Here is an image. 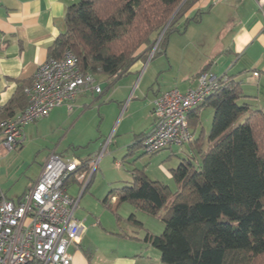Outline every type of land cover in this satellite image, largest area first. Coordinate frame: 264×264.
I'll use <instances>...</instances> for the list:
<instances>
[{
	"label": "trees",
	"instance_id": "1",
	"mask_svg": "<svg viewBox=\"0 0 264 264\" xmlns=\"http://www.w3.org/2000/svg\"><path fill=\"white\" fill-rule=\"evenodd\" d=\"M195 1L79 0L67 7L66 29L49 57L61 58L70 49L83 72L118 77L156 44L165 48L178 22L201 20L202 10L185 17ZM25 83L2 106L0 119L27 105ZM247 97L235 76L221 77L189 113L193 130L203 107L213 109V120L207 135L200 131L189 143L193 154L170 169L176 193L138 168L132 170V182L112 190L119 203L130 202L151 215L166 209L163 232L145 238L160 251V263L153 264H264V111ZM143 137L133 147L143 149ZM90 160H81L80 172H90ZM128 220L142 225L134 213Z\"/></svg>",
	"mask_w": 264,
	"mask_h": 264
},
{
	"label": "crops",
	"instance_id": "2",
	"mask_svg": "<svg viewBox=\"0 0 264 264\" xmlns=\"http://www.w3.org/2000/svg\"><path fill=\"white\" fill-rule=\"evenodd\" d=\"M77 1L79 0H0V106H4L24 82H26L25 85L30 83L36 69L48 59L50 47L57 36L66 29V9L70 4ZM219 4L233 13L219 30L221 36L215 43L212 42L214 33L196 34L192 37V41L187 43L184 41L183 44H180L178 37H171L165 48L158 46L155 51L153 48L149 51L147 58L136 60L126 73L113 78H109L107 75L100 76L107 84L106 89L102 87V92L113 86V90L106 97L108 103L106 105H114L115 112L111 113L107 108L103 114L99 112L100 119L97 125L99 134L96 140L100 139L101 145L87 156L77 157L79 160L93 158L100 152L102 146L103 149L105 148L107 141L109 143L106 145L105 152L112 143V153L124 157L139 155L142 148L137 149L133 146L154 126L155 118L152 112L155 98L163 91L174 87L182 91L194 87L197 85L198 75L202 70H207L218 78L235 76L242 82L244 94L248 96L245 100L251 103L254 108L264 111V5L261 6L256 0H196L186 11L185 17L196 10H204L211 5L216 8ZM221 11L224 13L225 10L222 9ZM145 49L146 47L141 50L144 51ZM153 52L154 54L151 56ZM254 72H258V74L256 75ZM102 92L97 95V92L92 90L83 91L78 95L73 109L70 110L66 105L58 106L45 119L50 118L51 121H55L67 116L71 120L70 127L78 129L77 133L79 134L82 132V128H78V125L87 113L85 110L94 101L99 102ZM203 108L198 113L199 119L202 118ZM21 109V106H16L14 113H18ZM72 117L74 118L72 119ZM114 121L115 126L110 131L107 140L106 134L109 131L105 132L104 130L103 132L101 126L103 123L109 124ZM198 124L197 122L196 129L191 128L195 139L201 133ZM209 130L204 127L202 132L204 131L207 135ZM76 142V139H72L68 147L62 150L50 149L48 156L55 151L65 158H76L67 155L71 149L73 154H77L78 148L83 144ZM88 144L89 142L85 145ZM165 149H169L165 155L169 154V157L174 155V159L170 158L172 162L173 160L176 161L174 165L193 154L190 144L184 146L171 145ZM137 164L138 162L134 163L132 170L135 168L146 169L147 175L154 179L147 167L141 168ZM100 165L101 162L96 168L95 175ZM116 165L120 166L121 163L117 161ZM161 166L166 175L171 177L170 167ZM131 175L130 180L133 181V171ZM37 178L26 185L16 199ZM126 180L129 183L132 182L128 178ZM81 181L83 180L73 177L67 185L68 192L73 196H80V200L87 191H90L93 183L84 191V189H80V186H83ZM74 183L80 185L76 195L70 191V186ZM83 188L85 187L83 186ZM0 191L2 190L0 189ZM113 199L118 202V196L114 195ZM131 212L139 217L138 220L142 225L135 224L129 221L128 217L121 216V219L118 218L121 231L114 233L124 237L127 243L122 244L123 247L127 245L132 248L133 252L124 251V254L119 256L111 254V256L104 258L103 264H153L159 262L158 249L145 239L148 233H157L138 213L147 212L136 205ZM78 218L82 219L79 216ZM82 241L80 245H72L69 248V252L73 256L72 264H79L80 262L78 255H82L79 248ZM86 256L89 263L97 264L92 263L91 257L87 254Z\"/></svg>",
	"mask_w": 264,
	"mask_h": 264
},
{
	"label": "built area",
	"instance_id": "3",
	"mask_svg": "<svg viewBox=\"0 0 264 264\" xmlns=\"http://www.w3.org/2000/svg\"><path fill=\"white\" fill-rule=\"evenodd\" d=\"M218 85L219 78L204 71L194 87L185 91L174 87L159 94L153 102L155 123L142 139L143 150L153 154L171 145L191 143L194 134L188 115ZM86 90L100 93L102 87L96 75L82 71L70 49L61 58L48 57L24 86L27 105L0 119V148L13 150L23 144L27 125L47 117L58 106L73 109L78 95ZM1 112L2 106L0 115ZM105 148L89 161V173L80 172L81 160L65 158L53 151L37 180L18 199L0 191V264H72L69 248L80 245L85 225L76 216L80 196L68 192L66 181L75 175L85 187Z\"/></svg>",
	"mask_w": 264,
	"mask_h": 264
},
{
	"label": "rangeland",
	"instance_id": "4",
	"mask_svg": "<svg viewBox=\"0 0 264 264\" xmlns=\"http://www.w3.org/2000/svg\"><path fill=\"white\" fill-rule=\"evenodd\" d=\"M221 4L216 8L211 5L202 10V17L199 21L192 19L186 23L184 19L178 22L176 24L178 28L169 33V42L171 37H178L180 44H183L184 41L186 43L192 41V37L196 36V34L214 33L212 42L215 43L221 36L219 30L225 22H227L231 13H233L228 8H224ZM222 9L225 10L224 13L221 11ZM210 11H212V13H210ZM100 76L101 75H97V78H99L98 80L101 87L106 89L107 84ZM112 90L113 86L107 91L105 90L102 92L99 102L94 101L92 105L85 110L87 113L83 116L78 125V128H82V132L79 134L77 133L78 129H72L70 127L71 120L67 116L62 117L61 120L55 121H51L50 118L45 119V117L44 119H40L39 122L37 121L26 127V137L23 146L21 144L13 150L0 148V189L6 192L12 199H16L21 194L24 187L39 176L47 159L48 152L51 151L50 149L56 148L57 151L65 149L72 139H76V143L83 145L78 148L76 155L73 154L72 149L69 150L67 155L76 157L71 159L78 160L77 157H85L93 151H96L102 142L100 139L96 140L99 134V130H97L100 119L99 112L103 114L106 108L109 109L111 113L115 112L114 105H106L108 104L106 97H108L109 92ZM99 106H101V108H99ZM203 110L202 120H198L200 131H202L204 127L209 130L213 120L212 109L210 107H204ZM49 116L50 114L47 118ZM73 118L74 117H72V119ZM114 126L115 121L109 124H102V131H109L108 134H106L107 140ZM87 142H89V144L86 146L85 144H87ZM112 146L113 144L110 143L109 149L101 158V165L94 177L90 191H87L80 200V207L77 210L76 216L78 215L85 220L84 225L86 229L82 244L79 246L82 251V255H78L79 264H91L88 262L86 254L91 257L92 263L103 264L104 258L111 256V254H113V256H119L123 255L124 251L129 250L130 253L133 252L132 248L129 246L125 245L123 247L122 244L126 242L124 237L114 232L121 231L118 218L121 219V216L129 217L132 213L131 211L135 209V205L130 202H116V200L113 199L114 193L112 190L118 186L129 183L127 182L128 180H126L127 178L129 181H132L130 180L132 178L131 172L135 162H138L137 165L141 168L147 167L154 179H161V181L169 184L174 193L178 190V185L173 177L166 175L161 166L165 165L171 169L178 165H174L176 162L175 160H173V162L170 160V158L174 159L173 154L172 157H169V154L165 155V152L169 149H163L154 154L146 153L143 149H140L142 153L140 152L139 155H128L124 157L123 155L120 156L119 154L112 153ZM117 161L121 163L120 166L116 165ZM84 185L85 183L83 186ZM79 186L80 185L77 183H74L70 186V191L76 195ZM83 186H80V189L82 188L81 190H83ZM165 212L166 209H162L157 215H150L143 212L138 213L153 231L157 234H161L165 228V223L163 221ZM136 219H139V217L136 216ZM158 252V263H160V251L158 250Z\"/></svg>",
	"mask_w": 264,
	"mask_h": 264
},
{
	"label": "water",
	"instance_id": "5",
	"mask_svg": "<svg viewBox=\"0 0 264 264\" xmlns=\"http://www.w3.org/2000/svg\"><path fill=\"white\" fill-rule=\"evenodd\" d=\"M256 2H257L258 4H260L261 6L264 5V0H256Z\"/></svg>",
	"mask_w": 264,
	"mask_h": 264
}]
</instances>
